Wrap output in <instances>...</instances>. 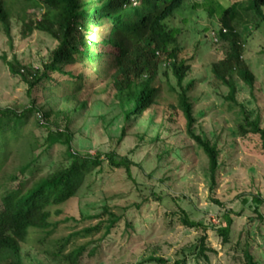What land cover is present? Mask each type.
Returning a JSON list of instances; mask_svg holds the SVG:
<instances>
[{"label":"rangeland","instance_id":"374dc122","mask_svg":"<svg viewBox=\"0 0 264 264\" xmlns=\"http://www.w3.org/2000/svg\"><path fill=\"white\" fill-rule=\"evenodd\" d=\"M228 4L229 0H189L171 23L181 30L177 37L178 59H190L188 78L196 81L188 93L195 119L191 129L195 135L217 144L214 184L209 178L207 159L187 135L186 122L178 108L173 110L171 121L162 126L158 123L160 113L168 105L176 106L165 89L164 67L159 69L157 78L162 82L158 107L152 108L158 112L152 125H148V114L125 123L121 116L115 117L116 108L108 104L110 99L100 101L92 95L96 89L91 74L100 77L99 85L102 84L111 75L110 57L95 62V73L93 60L86 64L84 74L88 81L79 100L87 105L79 115H70L68 130L73 134L72 151L79 156L98 155L102 164L83 175L70 199L51 205L49 220L55 227L51 238L72 235L65 253L86 245L78 264H159L149 262V258L161 259L165 264H173L177 259L186 264H246L243 251L247 245L253 261L264 264V219L258 217L260 214L264 218V150L259 136L243 134L240 129L246 116L248 120L258 116L264 130V23L259 22L258 31L247 18L239 25L240 37L244 38L240 40L242 57L253 74L254 89L250 92L235 77V103L227 101L226 89L210 74V64L223 54L225 44H214L211 36L204 34V26L209 32L217 30L220 14ZM208 6L214 9L213 16L206 13ZM30 13L32 19L41 21L42 11L32 9ZM14 16L9 39L0 29V109L19 113L29 106L27 87L18 76L9 73L6 64L16 61L31 71L41 69L54 43L37 32L25 36L23 23L16 20L19 15ZM191 19L197 24L188 22ZM96 33L100 35L102 31ZM61 84L59 93L63 98L67 86L64 81ZM39 90L31 94L37 105L46 99ZM62 102L63 106H56L55 102L46 105L44 112L49 109L53 114L56 109H63L66 103ZM69 105L68 110H72L75 104ZM44 112L27 114L19 144L13 145L0 170V183L11 179L17 185L14 177L19 169L35 157H39L35 177H46L69 164L63 144L49 145L48 130L40 125L46 123ZM111 152L117 160L128 159L130 177L123 168H114L104 159ZM254 197L261 200L259 206L251 202ZM226 213L231 224L224 242L215 230L225 226ZM111 215L119 220L105 234ZM184 215L199 227L184 226ZM96 226L98 231L78 235ZM29 236L28 243L20 245L21 264H56L46 255L49 247L37 240L42 235L35 232ZM200 244L206 258L198 252Z\"/></svg>","mask_w":264,"mask_h":264},{"label":"trees","instance_id":"16d2710c","mask_svg":"<svg viewBox=\"0 0 264 264\" xmlns=\"http://www.w3.org/2000/svg\"><path fill=\"white\" fill-rule=\"evenodd\" d=\"M186 1L0 0V29L8 39L11 34L10 21L15 18L14 13H17L19 19L16 20L23 23L25 36L37 32L54 43L52 49L47 48V62L41 69L31 71L29 67L20 66L16 61L6 64L9 73L18 76L26 85L29 106L19 113L12 109H0V170L7 162L13 145L19 144L20 130L27 114L44 112L54 102L56 106L58 103L63 106L61 101L66 103L63 109H56L53 114L48 109L43 114L46 123L40 125L48 130L50 146L55 143L65 146L69 161L66 167L51 175L35 177L36 162L39 159L35 157L19 169L18 176L14 177L17 185L11 179L0 183V264H21L20 245L28 243L30 233L35 232L42 235L37 239L40 245L49 247L46 255L52 263L78 264L87 249L86 245L76 246L65 253L72 243V235L51 238L55 227L49 220L51 205H60L70 199L78 189L83 175L102 164L98 155L79 156L73 152V134L68 130L70 115H79L87 105L79 97L87 86L88 76H85V70L86 64L91 63L90 59L93 60L92 71L95 73V62H104L107 56L111 58V75L102 84L99 85L100 77L91 74L96 89L92 95L100 101L110 99L108 104L116 108L115 117L121 116L125 123L148 114V125H152L158 112L152 111V108L158 107L162 85L157 80L158 73L164 67L162 75L165 89L174 98L176 106L168 105L160 113L158 123L162 126L166 121H171L174 117L173 110L178 108L186 122L187 135L202 149L207 159L209 178L214 184L218 170L217 144L195 135L191 129L195 119L188 93L196 81L188 78L191 66L187 61L190 59H178L180 47L177 37L181 30L171 25ZM32 9L42 11L41 21L32 19ZM210 13L212 14L211 9ZM246 18L249 25L258 31L259 22L264 23V0H235L222 12L217 31L219 44H225L222 45L223 54L210 64L211 76L226 89L224 99L233 103L236 94L235 77L250 92L254 89V77L244 62L239 44L238 27ZM222 29L225 30L224 34ZM97 30L102 33L98 35ZM62 81L67 86V93L60 98ZM35 89H40L46 96L38 105L31 96ZM71 103L75 104L74 108L68 110L67 105L70 106ZM241 112L245 114L242 107ZM246 117L244 126L240 128L242 133L259 136L264 150V130L260 128V118L256 116L253 120H248ZM104 159L114 168H123L130 177L131 164L127 158L117 160L111 152L105 154ZM28 182L30 184L26 187ZM251 202L256 206L261 204L258 197L252 198ZM255 212H258V208ZM258 217L264 219L260 214ZM118 220V217L110 216L105 234H108ZM223 220L225 226L216 228L215 231L226 242L231 224L229 213L223 215ZM182 223L189 228L199 227V224L190 221L185 215ZM98 229V226L86 228L78 235L90 234ZM198 250L206 258L202 244ZM243 257L246 264H256L248 245L243 251ZM148 261L165 264L161 259L149 258ZM173 264L186 262L177 259Z\"/></svg>","mask_w":264,"mask_h":264},{"label":"clouds","instance_id":"9594fccd","mask_svg":"<svg viewBox=\"0 0 264 264\" xmlns=\"http://www.w3.org/2000/svg\"><path fill=\"white\" fill-rule=\"evenodd\" d=\"M187 1H189V0H187ZM186 1V2H187ZM234 1L235 0H229V4H228V6H230V5H232L233 3H234ZM208 2V1H207ZM184 5V4H183ZM201 7V9H204V7L203 6H200ZM210 9H211V11H212V14L210 13ZM179 11V10H178ZM206 13L208 14V15H214L215 14V11H214V9L213 8H211L210 6H208L207 8H206ZM221 15V14H220ZM220 18V17H219ZM219 20V19H218ZM191 22V23H193V24H197V21H195L194 19H191V20H188V22ZM205 28H207V31L204 33V34H206L207 33V35L209 36H211L210 37V40L214 43V44H219V35H218V31L217 30H215L214 29V31L212 30V31H210L209 32V28L208 27H206V26H204ZM238 30H239V32L238 33H240V28L238 27ZM216 31V32H215ZM221 32L224 34L225 33V30L224 29H222L221 30ZM240 40H243L241 37H240V39H239V44H240ZM241 46V48H242V45H240Z\"/></svg>","mask_w":264,"mask_h":264},{"label":"bare ground","instance_id":"6f19581e","mask_svg":"<svg viewBox=\"0 0 264 264\" xmlns=\"http://www.w3.org/2000/svg\"><path fill=\"white\" fill-rule=\"evenodd\" d=\"M166 61H167V60H166ZM166 61H165V62H166ZM166 63H168V62H166ZM165 65H166V64H165Z\"/></svg>","mask_w":264,"mask_h":264}]
</instances>
